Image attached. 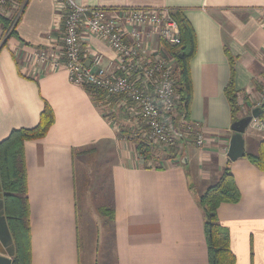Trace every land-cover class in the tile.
I'll list each match as a JSON object with an SVG mask.
<instances>
[{"label": "crops", "instance_id": "crops-1", "mask_svg": "<svg viewBox=\"0 0 264 264\" xmlns=\"http://www.w3.org/2000/svg\"><path fill=\"white\" fill-rule=\"evenodd\" d=\"M100 7L179 9L195 36L188 60L189 118L205 134L202 146L181 136L174 149L137 150L144 131L134 107L71 83L64 69H38L31 56L56 43L62 17L54 0H28L12 36L0 22V141L14 128H31L47 103L54 122L46 135L24 141L29 203L30 264H87L81 258L79 214L93 231L90 264H208L203 209L198 197L228 166L240 191L236 203L217 208L229 232L235 264H264V171L247 158L264 132L248 125L244 156L230 161L232 117L224 88L226 51L235 57L233 85L240 111L250 114L264 79V0H74ZM90 45L113 59L102 41ZM143 131V132H142ZM142 132V134H141ZM141 135V136H140ZM186 157V163L181 160ZM82 190L83 203L79 204ZM85 207V208H84ZM95 217L88 218L91 212ZM89 237V235H88ZM0 254H15L0 182Z\"/></svg>", "mask_w": 264, "mask_h": 264}, {"label": "built area", "instance_id": "built-area-1", "mask_svg": "<svg viewBox=\"0 0 264 264\" xmlns=\"http://www.w3.org/2000/svg\"><path fill=\"white\" fill-rule=\"evenodd\" d=\"M54 3L62 17V31L56 43L33 52L31 60L38 69H64L71 83L89 88L91 94L101 92L134 107L149 146H174L179 139L175 124L179 118L181 136H192L197 146L203 145L205 133L177 110L176 58L167 46L180 42V32L170 8L100 7L74 0ZM21 6L17 0H0V16L12 20L5 36L15 27ZM257 22L264 28V7ZM90 37L107 45L113 59L104 61L103 54L91 47ZM253 106H264V79ZM249 125L264 132V118L252 117Z\"/></svg>", "mask_w": 264, "mask_h": 264}, {"label": "trees", "instance_id": "trees-1", "mask_svg": "<svg viewBox=\"0 0 264 264\" xmlns=\"http://www.w3.org/2000/svg\"><path fill=\"white\" fill-rule=\"evenodd\" d=\"M17 1L24 4L28 0ZM173 17L179 27L180 42L177 45L167 46V48L176 58V87L180 94L177 110L188 121L190 103L188 60L194 54L195 36L190 23L179 9L173 10ZM11 21V19L0 16L3 33L10 27ZM15 32V27H13L9 35L12 36ZM226 55L230 66V79L224 88V93L233 122L240 111L237 91L233 85L235 57L227 51ZM85 89L90 92L89 88ZM101 94L103 93L99 92V95ZM259 117L264 118V106ZM53 122V110L45 103L39 114V121L34 127L14 128L6 138L0 141V182L5 218L15 246L12 264H30L29 203L23 144L26 140L44 137ZM137 150L144 159H150L151 147L143 139L137 141ZM247 158L259 170L264 171V138L259 142L257 152L247 154ZM240 197V191L228 166L224 167L219 179L198 197V202L203 209L208 264H235V256L230 249L229 232L220 225L217 208L222 203H236Z\"/></svg>", "mask_w": 264, "mask_h": 264}, {"label": "water", "instance_id": "water-1", "mask_svg": "<svg viewBox=\"0 0 264 264\" xmlns=\"http://www.w3.org/2000/svg\"><path fill=\"white\" fill-rule=\"evenodd\" d=\"M262 108L256 107L250 111V114L236 119L232 122L230 129L232 134L229 139L226 156L230 161L236 160L239 157L244 156V139L243 133L248 127L252 117L260 116ZM182 163H186V157L181 160ZM0 264H12V260L4 255L0 254Z\"/></svg>", "mask_w": 264, "mask_h": 264}, {"label": "rangeland", "instance_id": "rangeland-1", "mask_svg": "<svg viewBox=\"0 0 264 264\" xmlns=\"http://www.w3.org/2000/svg\"><path fill=\"white\" fill-rule=\"evenodd\" d=\"M0 37H3V36L0 35ZM141 125H142V129L144 131L145 130V126H144V124L142 122H141ZM142 132H141V134H142ZM141 137H142L143 141H145L144 136H141ZM192 140L194 141V139H192ZM166 149H167V151L168 150L171 151V150L174 149V146H170V147H168ZM79 195H80L79 204L81 205V203H83V206H84V199L82 198L83 193H82V190L81 189L79 191ZM93 217H95V213L92 211L88 215V218H93ZM84 221H85V214H84V211H83L82 205H81V212L79 214L80 242H81V249H80V251H81V258H82V260H83L84 263L86 262L87 264H90V261H87V259H89V257H90V254H91L90 253V250H93V241H92L93 240V235H92L93 234V231H90L91 234H88L87 231H85ZM88 235H89V237H88Z\"/></svg>", "mask_w": 264, "mask_h": 264}]
</instances>
